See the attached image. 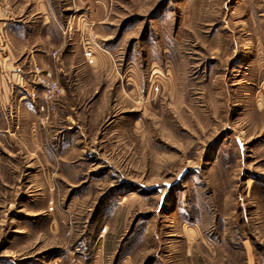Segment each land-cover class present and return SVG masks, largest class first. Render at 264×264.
I'll return each mask as SVG.
<instances>
[{
	"label": "rangeland",
	"instance_id": "1",
	"mask_svg": "<svg viewBox=\"0 0 264 264\" xmlns=\"http://www.w3.org/2000/svg\"><path fill=\"white\" fill-rule=\"evenodd\" d=\"M47 1L71 87L0 146V264H264V0Z\"/></svg>",
	"mask_w": 264,
	"mask_h": 264
},
{
	"label": "crops",
	"instance_id": "2",
	"mask_svg": "<svg viewBox=\"0 0 264 264\" xmlns=\"http://www.w3.org/2000/svg\"><path fill=\"white\" fill-rule=\"evenodd\" d=\"M19 2L20 5L15 1H5L10 12L0 14V44L3 43V40L5 41V46L0 48V146L2 145V148L6 144V147H11L7 143V137L20 135L23 131L30 134L29 129L21 127V121L31 118L25 110L27 107H31L30 103L33 102L23 101L21 97L30 90L29 71L32 63H37L44 69L51 70L61 86L60 80L63 81L73 69L69 65L68 59V48L70 46L73 47L72 36H68V32H64V28L59 26V22L50 10L48 1L19 0ZM30 5L35 9L32 10V14L28 9ZM84 6L88 9L91 7L87 4ZM83 15L87 21L86 14ZM91 17L92 15H89L90 19ZM73 36V38L79 39L78 34ZM79 44L80 42L78 41L77 48L80 55H82ZM54 48L56 49L51 51ZM57 51L60 53L59 57L57 59L51 58V54ZM70 52H73V50H70ZM84 62L86 63V61ZM87 66L91 68V65ZM63 82L68 83V88L71 87L69 81ZM72 84L74 85L75 81ZM262 84L264 82H261ZM67 94L68 98L73 96L70 91ZM62 99L63 97L58 99L56 111H60L63 107ZM13 120L20 127H16V129L10 128L9 125ZM31 135L33 144L24 145L20 142V149L16 153L26 152L28 155L34 156V151L40 150L37 145V134L32 133ZM9 140L11 144L14 141L11 138Z\"/></svg>",
	"mask_w": 264,
	"mask_h": 264
},
{
	"label": "built area",
	"instance_id": "3",
	"mask_svg": "<svg viewBox=\"0 0 264 264\" xmlns=\"http://www.w3.org/2000/svg\"><path fill=\"white\" fill-rule=\"evenodd\" d=\"M85 55L89 64H92L93 53L91 47L85 46ZM52 57H59L57 52ZM30 90L21 97L23 101L39 102V112L49 115L56 108V103L63 93V87L54 78L51 71L43 69L37 63H32L29 71Z\"/></svg>",
	"mask_w": 264,
	"mask_h": 264
}]
</instances>
